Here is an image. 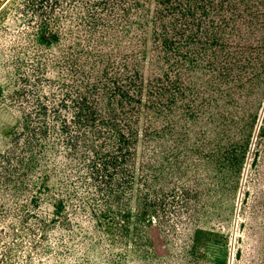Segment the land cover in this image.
Listing matches in <instances>:
<instances>
[{
  "label": "trees",
  "instance_id": "16d2710c",
  "mask_svg": "<svg viewBox=\"0 0 264 264\" xmlns=\"http://www.w3.org/2000/svg\"><path fill=\"white\" fill-rule=\"evenodd\" d=\"M0 41H9L0 75L13 87L0 97L18 112L14 127H0V264H34L32 249L51 250L41 247L48 221L72 222L68 194L50 197L49 187H73L70 207L86 215L81 236L96 259L135 257L157 212L155 163L168 131L179 136L186 101L194 114L202 92L208 111L211 93L246 89L254 75L264 82V0H6ZM13 187L42 189L27 213L34 223L6 204Z\"/></svg>",
  "mask_w": 264,
  "mask_h": 264
},
{
  "label": "rangeland",
  "instance_id": "374dc122",
  "mask_svg": "<svg viewBox=\"0 0 264 264\" xmlns=\"http://www.w3.org/2000/svg\"><path fill=\"white\" fill-rule=\"evenodd\" d=\"M5 1L0 0V6ZM7 27L15 31L16 22L7 21ZM5 44L9 41H0V49ZM5 75H0V86L9 93L13 87ZM259 78L250 76L248 88L230 95L211 93L215 102L206 105L208 111L203 110L202 92L198 102L202 109L194 114L188 108L191 102L186 101L180 134L177 136L176 127L168 131L163 165L155 163L150 188L157 212H152L151 221L142 228L141 251L124 264H264V82ZM17 118L8 99L0 97V127H14ZM72 188L49 187L50 197L68 194L66 212L72 222L48 221L51 224L41 247L51 250L40 257V251L32 249L34 264H41L40 260L49 264H113L96 259L97 245L91 239L88 244L81 236L89 224L82 211L70 207L78 202L69 197ZM141 188L135 185L136 213ZM17 191L7 195L6 204L16 209L18 217L29 216L28 224H32L27 213L35 212L32 198L42 194V189L19 187ZM41 208L45 213L51 209L44 203ZM20 224L17 222V227ZM35 236L41 240L42 233ZM26 240L24 252L31 243Z\"/></svg>",
  "mask_w": 264,
  "mask_h": 264
}]
</instances>
